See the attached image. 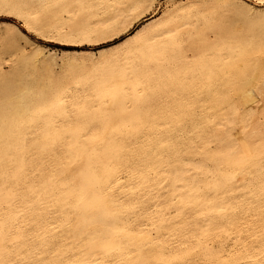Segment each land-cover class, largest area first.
Segmentation results:
<instances>
[{"label": "bare ground", "instance_id": "bare-ground-1", "mask_svg": "<svg viewBox=\"0 0 264 264\" xmlns=\"http://www.w3.org/2000/svg\"><path fill=\"white\" fill-rule=\"evenodd\" d=\"M227 2L0 0V264H264V13Z\"/></svg>", "mask_w": 264, "mask_h": 264}, {"label": "snow or ice", "instance_id": "snow-or-ice-1", "mask_svg": "<svg viewBox=\"0 0 264 264\" xmlns=\"http://www.w3.org/2000/svg\"><path fill=\"white\" fill-rule=\"evenodd\" d=\"M241 4L243 5H247L249 7H253V8H256V9H259L262 13H264V0H255V3L254 4H250L249 3V0H239V3H236V4H233L231 2V0H228V2L226 3L225 5V11H227L228 9H231L233 7L235 8H240ZM244 11H247V8L243 9ZM249 16L250 17H253L254 18V13H249ZM220 24H221V27H224V28H227L231 22H232V16L231 14H228L226 15L223 20L221 21H218ZM12 39H18L16 36H15V33L12 34ZM45 39H51V37L49 36H45ZM141 264H150L149 261H142Z\"/></svg>", "mask_w": 264, "mask_h": 264}, {"label": "rangeland", "instance_id": "rangeland-1", "mask_svg": "<svg viewBox=\"0 0 264 264\" xmlns=\"http://www.w3.org/2000/svg\"><path fill=\"white\" fill-rule=\"evenodd\" d=\"M169 1H171V0H159L158 14L168 5ZM0 22H8V23L15 24L13 20L5 19L3 17H0ZM32 39H34V38H32ZM117 40L118 39H116V40H114L112 42H109V43H103V44L97 45V46L93 47L92 49H88V50L97 51L98 49H100V48H102L104 46H108L109 44H112L113 42H116ZM37 41H38V43L40 45L44 46L46 49L48 48V50H53V51H56V52H61L62 50H70V51L86 50L85 48L61 47V46L55 45L53 43L43 42L40 39H38ZM4 68L7 70L8 69L7 65H4Z\"/></svg>", "mask_w": 264, "mask_h": 264}]
</instances>
